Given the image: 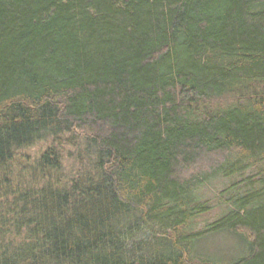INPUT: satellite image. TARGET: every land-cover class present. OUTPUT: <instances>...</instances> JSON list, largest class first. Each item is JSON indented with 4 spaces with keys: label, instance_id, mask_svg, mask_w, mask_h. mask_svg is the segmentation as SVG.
I'll use <instances>...</instances> for the list:
<instances>
[{
    "label": "trees",
    "instance_id": "trees-1",
    "mask_svg": "<svg viewBox=\"0 0 264 264\" xmlns=\"http://www.w3.org/2000/svg\"><path fill=\"white\" fill-rule=\"evenodd\" d=\"M220 232L264 264V0H0V264H218Z\"/></svg>",
    "mask_w": 264,
    "mask_h": 264
},
{
    "label": "rangeland",
    "instance_id": "rangeland-1",
    "mask_svg": "<svg viewBox=\"0 0 264 264\" xmlns=\"http://www.w3.org/2000/svg\"><path fill=\"white\" fill-rule=\"evenodd\" d=\"M232 100L233 99L229 97H225L224 99L216 101V104L225 106V104L230 103ZM76 134H78V137L80 139V137L85 134V130H77ZM37 147L40 148L41 145H37ZM76 149L77 147H65V150L63 152V160H65V163H67L68 161H70V163L75 162L74 158L76 156ZM31 152L32 151L29 150L26 151L25 154L30 155ZM67 152H70V155H68ZM201 167L202 165H198L193 167V169L195 170L196 168ZM193 171L189 170L185 173L184 176L188 175L189 173H194ZM243 174V176H248L250 174V171H244ZM240 176L235 175L227 179L219 176L218 178L208 180L203 184V187L199 192V196L204 202L206 208H209V210L206 213H200L195 219V226L192 229L194 233L201 231L211 223L219 221L220 216L226 214L227 210L230 208H228V203L226 201L228 197H226L225 195L222 196L221 192L229 187L231 183L240 180ZM189 247L191 250L188 251V254H190L191 257H203L206 260H212L213 262H216L218 264L231 263L232 261L247 254V246L245 240L239 239L232 233L228 234V232H220V234H213L209 235V237L195 240Z\"/></svg>",
    "mask_w": 264,
    "mask_h": 264
}]
</instances>
